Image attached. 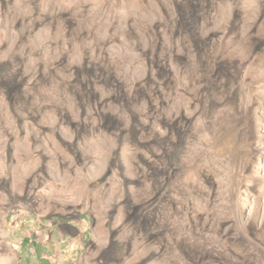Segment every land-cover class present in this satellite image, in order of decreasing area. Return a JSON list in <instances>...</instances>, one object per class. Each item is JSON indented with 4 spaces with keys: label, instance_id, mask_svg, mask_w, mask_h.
<instances>
[{
    "label": "clouds",
    "instance_id": "1",
    "mask_svg": "<svg viewBox=\"0 0 264 264\" xmlns=\"http://www.w3.org/2000/svg\"><path fill=\"white\" fill-rule=\"evenodd\" d=\"M0 264H264V0H0Z\"/></svg>",
    "mask_w": 264,
    "mask_h": 264
},
{
    "label": "rangeland",
    "instance_id": "2",
    "mask_svg": "<svg viewBox=\"0 0 264 264\" xmlns=\"http://www.w3.org/2000/svg\"><path fill=\"white\" fill-rule=\"evenodd\" d=\"M82 219H84V218H82Z\"/></svg>",
    "mask_w": 264,
    "mask_h": 264
}]
</instances>
